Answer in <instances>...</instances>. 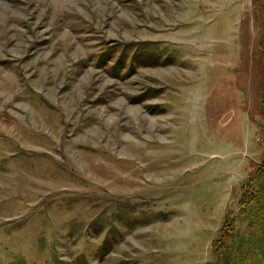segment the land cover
Segmentation results:
<instances>
[{"label": "rangeland", "instance_id": "1", "mask_svg": "<svg viewBox=\"0 0 264 264\" xmlns=\"http://www.w3.org/2000/svg\"><path fill=\"white\" fill-rule=\"evenodd\" d=\"M253 196L264 0H0V264H264Z\"/></svg>", "mask_w": 264, "mask_h": 264}, {"label": "trees", "instance_id": "2", "mask_svg": "<svg viewBox=\"0 0 264 264\" xmlns=\"http://www.w3.org/2000/svg\"><path fill=\"white\" fill-rule=\"evenodd\" d=\"M257 174H258V171L255 172L254 175L252 174V175L247 176V178L245 179L244 184L243 185L241 184L242 186H240V188H239V191H241L240 194H242V192L244 191V189L246 187H248L250 184H251L252 187H253V185H257V182L258 181L256 180V183H255V181H253V179L256 177ZM252 187H249V188H252ZM244 196H249V195L248 194H244ZM255 197L256 196H253L251 199L250 198H246L247 199V202L252 203V204H250V207H254V209H252V211H253L252 212V216H253V219L254 220H253L252 224L249 227L251 229H253V224H255L257 222L258 218L260 217V213H262V211H264V209L261 210V208L258 207V203L260 202V200H259L258 197L257 198H255ZM239 199H238V204H240V206H241L240 214L242 216H247V214H249V213H247V210L244 207V205H246V202L244 203L242 200L240 201ZM224 220H226V219H224ZM262 234H263V238H262L261 241H262V245H264V225L262 227ZM231 238H233V237L231 236ZM231 241L233 242V239H231ZM212 243H213L212 245L215 244L214 242H212ZM213 249H214V247H213ZM213 249H211V250H212V253L214 255V250ZM249 251L251 253H255V251H257V248L256 247L254 248V246H252V248L250 247V250ZM239 263H240L239 259L236 258L235 261H234V264H239ZM223 264H227V262L225 261Z\"/></svg>", "mask_w": 264, "mask_h": 264}]
</instances>
